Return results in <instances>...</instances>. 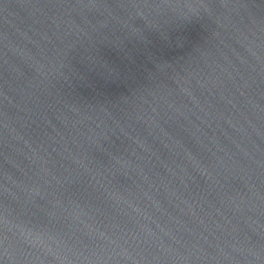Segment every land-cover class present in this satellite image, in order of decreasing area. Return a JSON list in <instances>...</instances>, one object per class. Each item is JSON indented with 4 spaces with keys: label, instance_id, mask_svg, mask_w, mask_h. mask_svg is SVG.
I'll return each instance as SVG.
<instances>
[{
    "label": "water",
    "instance_id": "obj_1",
    "mask_svg": "<svg viewBox=\"0 0 264 264\" xmlns=\"http://www.w3.org/2000/svg\"><path fill=\"white\" fill-rule=\"evenodd\" d=\"M0 264H264V0H0Z\"/></svg>",
    "mask_w": 264,
    "mask_h": 264
}]
</instances>
